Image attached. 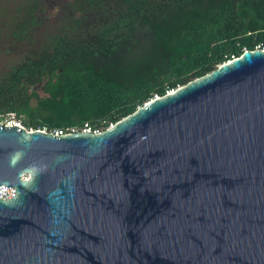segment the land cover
<instances>
[{
  "label": "water",
  "instance_id": "water-1",
  "mask_svg": "<svg viewBox=\"0 0 264 264\" xmlns=\"http://www.w3.org/2000/svg\"><path fill=\"white\" fill-rule=\"evenodd\" d=\"M0 264H264V48L102 133L0 125Z\"/></svg>",
  "mask_w": 264,
  "mask_h": 264
},
{
  "label": "trees",
  "instance_id": "trees-1",
  "mask_svg": "<svg viewBox=\"0 0 264 264\" xmlns=\"http://www.w3.org/2000/svg\"><path fill=\"white\" fill-rule=\"evenodd\" d=\"M26 11L19 39L35 26L37 4ZM258 46L264 0H75L0 75V116L28 130L107 128Z\"/></svg>",
  "mask_w": 264,
  "mask_h": 264
},
{
  "label": "rangeland",
  "instance_id": "rangeland-1",
  "mask_svg": "<svg viewBox=\"0 0 264 264\" xmlns=\"http://www.w3.org/2000/svg\"><path fill=\"white\" fill-rule=\"evenodd\" d=\"M74 1L0 0V75L36 50L43 39L58 27L63 9ZM30 4H37L35 26L28 30L23 39H19L14 33L17 26L26 20V9Z\"/></svg>",
  "mask_w": 264,
  "mask_h": 264
},
{
  "label": "built area",
  "instance_id": "built-area-1",
  "mask_svg": "<svg viewBox=\"0 0 264 264\" xmlns=\"http://www.w3.org/2000/svg\"><path fill=\"white\" fill-rule=\"evenodd\" d=\"M261 48V46H258L257 49ZM156 98H159L158 96ZM0 125H5V126H17L20 128H25L20 120H18L14 115L10 116H0ZM114 124H111L109 127H105L104 124H100L99 126H92L91 124H85L84 127L81 129V132L84 133H102L105 130L111 128ZM39 131L42 132H50L55 135H66L70 133H76L79 132L80 130L76 128L68 129V130H63V129H57L54 131H49L47 127H43L38 129ZM33 131V130H32ZM15 196V189L13 187H9L6 185L0 186V199L2 200H10Z\"/></svg>",
  "mask_w": 264,
  "mask_h": 264
},
{
  "label": "clouds",
  "instance_id": "clouds-1",
  "mask_svg": "<svg viewBox=\"0 0 264 264\" xmlns=\"http://www.w3.org/2000/svg\"><path fill=\"white\" fill-rule=\"evenodd\" d=\"M172 92V91H171Z\"/></svg>",
  "mask_w": 264,
  "mask_h": 264
}]
</instances>
